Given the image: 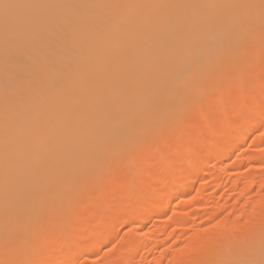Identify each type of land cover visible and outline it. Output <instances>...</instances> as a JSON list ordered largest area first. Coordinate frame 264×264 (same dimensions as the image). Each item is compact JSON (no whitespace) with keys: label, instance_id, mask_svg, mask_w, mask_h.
Returning a JSON list of instances; mask_svg holds the SVG:
<instances>
[{"label":"bare ground","instance_id":"obj_1","mask_svg":"<svg viewBox=\"0 0 264 264\" xmlns=\"http://www.w3.org/2000/svg\"><path fill=\"white\" fill-rule=\"evenodd\" d=\"M263 69L264 12L260 0H0V258L5 253L10 258V252L18 255L19 249L26 248L39 264H66L64 254L70 253L64 252L69 245L73 249L77 243L90 250L95 245L88 242L93 229L86 237L83 235L81 242L72 240L68 244L71 235L61 237L60 243L67 245L59 250L57 244L56 253L40 249L54 239L65 219L71 231H80L70 221L86 218L89 212L75 211L79 207L77 201L73 202L77 205L75 208L72 205V211L69 202L81 194L82 197L84 191H88V197L97 187L105 190V185H112L107 180L115 182L117 176L124 178V185L114 189L111 206L121 205L124 212H118L130 217L128 227L132 234L143 227L142 222L152 213L164 215L174 201L176 207L180 205L186 197L187 183H191L196 173L195 162L186 156L215 151V160L219 161L231 152L235 139L241 141L242 132L238 135V131L247 134L260 120L250 118L251 109L246 107L244 95L238 97V111L226 108L223 96H218L214 103L217 107L224 104L223 124L229 122L233 128L229 129L228 124L227 130H234L227 135L226 126L217 122L223 129L212 127V131L221 139L212 142L208 139L205 143L203 135L211 131L208 121L209 124L215 119L222 121L216 118L218 112L215 113L211 94L222 85L229 84L230 88L233 81L242 87ZM206 108L213 112L209 115ZM204 109L209 119L206 115L208 120L203 126L198 121L203 120ZM197 123L206 127L203 129L207 133L199 129V133L195 130L197 134H190L193 141L190 139L186 156L185 151L170 154L169 163H182L187 158L180 170L173 173L165 170L156 153L146 162L144 155L149 144H154V148L162 142L166 149L171 143L165 141L170 134L182 135V131L192 126L197 129ZM186 142L183 140L182 146ZM134 153L137 159L133 161V169L145 163L150 180L169 183L162 189L157 186L158 191L152 188L153 192L141 191L140 184L146 175L133 179V170L127 176L118 168L113 172L115 160L122 167ZM263 158L254 157V163L264 173ZM251 178L238 173L233 178V187L243 181L249 189ZM129 193L143 195L146 200L134 202L133 207L131 203L127 205L124 200ZM84 197L86 194L80 198L82 203ZM90 199L86 202L92 203ZM254 206L252 211L241 207L235 212L244 213L246 218L247 212L255 214L257 208H263ZM178 210L171 213L177 219L171 220L178 221L183 227L180 229L185 230L184 214L179 216ZM261 212V219L253 224L233 222L220 228L211 225L204 233L197 228L183 242L184 249L189 247L186 262L183 258L186 253L180 252L182 248L178 253H164L163 257L167 256V261L174 264H224L248 258L249 254L258 259L264 239V210ZM102 232V240L113 233L111 229ZM229 234L231 237H227ZM127 243L131 250L138 246L136 237ZM126 252L117 254L115 260L121 264L129 259L132 251ZM23 254L20 255L25 257L23 263L29 264L27 254ZM58 255L62 259L58 260ZM161 259L162 256L155 259L156 263L161 264ZM109 261L113 262V258Z\"/></svg>","mask_w":264,"mask_h":264},{"label":"rangeland","instance_id":"obj_2","mask_svg":"<svg viewBox=\"0 0 264 264\" xmlns=\"http://www.w3.org/2000/svg\"><path fill=\"white\" fill-rule=\"evenodd\" d=\"M261 73H259L258 76L255 75L256 76L255 78H254V76H251L252 75L251 74L250 75L251 76L250 78H251V81L252 82L250 80H249L250 83H248L246 81L245 83H248V84L242 85V87L240 85L238 86L237 81H233L235 84L236 83L237 84L235 85L233 82H231L233 85L230 84V88H229V84L226 83L227 85H225V86L224 85L219 86V90L217 92H215L216 95H213L214 92L211 94L212 95L211 96V99H212L211 102H213V106L216 107V108H214L215 113L216 112L221 113L219 110L220 109H223V110H221L222 111V113H221L222 115L221 114H218V113H217L218 115L216 114V118L218 116V118H220V120H222V121H218L219 119L218 120L215 119V122L214 121H211L210 124H209V121H208V125L209 126L211 125V128H210L211 131L214 130V129L215 130H218V131H220V129H223V128H221V124H223V119L221 117H223V114H224L223 112H224V109L225 108H224V106L222 107V105H224V104H222V105L220 104L221 108H220L219 104H218V107H217V105H215V103H214L215 101L214 100H216L218 96H220V97L223 96L222 99L224 100V102L227 103V104L225 103V106H227L226 108H228V109L230 108L229 110H231L232 108L233 109L235 108L234 110L232 109L231 111H236V109L238 111L240 109L239 102H238V97H242L244 95L242 97V99L243 98L246 99L244 102L247 103L246 107L248 106V108H249V109L248 108L247 109L248 110L251 109V111H254L255 114L258 113L255 116V115H251V114H254V113H252L251 111H249L250 112V118L251 119L253 118L252 120H255L256 119V121L258 119L261 120V121L260 120L257 121L258 122L257 127L252 128L247 133L248 135L246 133L244 134L243 131H241V130L238 131V133H237L238 135L241 134L240 132H242V135H239L240 137H242L241 138V141H238L237 139H235L233 141V144L234 145L232 144L233 147H232L231 152L228 155L226 154L227 156L226 155L223 156V158L219 160L221 162H219L218 160H215V153H216L215 151H214V153H213V151H211L208 155H203V156L198 153L199 155H194V156H192L193 158L192 157L189 158L188 156L185 155L188 152L186 150H188L189 147H190V145H191L190 143H192L190 141V139L192 138V136H190V134L191 135H194L192 133H195V130L196 131L198 130V133H199V129H201L200 130L201 132L203 131V132H206L207 133L208 130L203 129V128H206V127H202V126H200L201 124L198 125V123L201 122L203 126H204V124L207 123L206 120L209 119V115L213 112V111L211 112V110H210L211 107L210 106H209L210 108H206L207 109L206 111L209 113V115H208V113L205 112V109H204V112L201 113V115L203 114L204 117L202 116L203 117V120L201 118L198 121L196 127H198V126L199 127L197 129L192 126V127L189 128V130L182 131L183 132L182 135L181 134H175L174 133V134H170V136L167 137V139L165 140L167 142V144H168V142L170 143V141H171V143L168 144L169 146L166 148L167 150L166 149H163L164 147H162V145H161L162 142L159 143V144H155L154 148L152 147V145H154V144H149V150L147 149L148 150V153L144 155V157L147 160L146 162H148V159L149 158L151 159V155L152 154L156 153L157 156L159 154L160 160H159L158 157H157L158 159L157 158H155V159L159 160L162 163L163 168L165 170L168 169L167 170L168 172L173 173L174 171L176 172V171L180 170V168H182V166H184V161L187 158L189 160H192V162H195L193 164H196L194 166L195 167V170H196V173L194 174L195 176H194L193 180L191 181V183H190V181H189L190 184L187 183L189 186H188V188H186L187 189L186 194H185L186 197L183 198V200H182V203L184 205H182V203H181L180 204L181 206L178 205L176 207V201H174L173 203H171L169 205V207L167 209V212H165L164 215L162 214V215L159 216V215L156 214V212L152 213L153 215L151 214V216L148 219H146V220H144L142 222L143 227L140 230L138 229L135 234L134 233L132 234L129 231V227H128V223H129L130 217L128 215H126V214H120L119 213V212H124V209H121L122 208L121 205H119V206L118 205L111 206L112 205V202H113L112 201V199H113L112 197H114V195H113L114 194V189L117 188L118 186L120 187V186H123L124 185V183L122 182V181H124V178L122 180L121 178H118V176H117L116 177L117 179L114 177L115 180H113V179H111L112 175L110 173V176L111 177H109V178L111 180L115 181L116 183L115 182H112V181H111L112 182L111 183L110 180H107L108 183L112 184L111 186L109 184H108V186L105 185V187H106L105 190H101L100 188L97 187L96 189H94L95 190L94 193L89 192V194L91 193V195H88V197H87L88 191L82 192V193H84L83 196L86 194V197H84L83 203L81 202L82 200L80 199V198H83V196L81 197L82 194L81 195L79 194L80 197L79 196L78 197L76 196V198H73V199H75V201L72 199L73 200L72 203L69 202V206H71V208L74 206L73 205V202L74 203L76 201L79 202V203H77L79 207H76L75 208V206L77 204H75V206H74L75 211L86 212V213L87 212H89V213L91 212L90 214L87 213V215H85L86 218H84V216L83 217L81 216L80 219L79 218H77V219L75 218L76 221L75 220H73V221L71 220L70 221L73 224V226L75 225L76 228L78 230H80V231H77V232L75 230L71 231L72 229H70V226H68L69 224H67L69 221L67 220L68 221L67 222L66 219H65L64 221H62L63 225H61L62 224L61 222L59 224V225H61L60 226L61 227L60 229L62 230V228L64 226L65 230L63 229L61 231L58 228L59 231L56 230L58 232H56V235H55L54 239L48 240V242L45 243L47 245H45V246L43 245L45 248L43 249V247H41L40 250H42L43 252L49 250L50 252H53L54 251V253H56L55 251H57V249L59 247H61V248H59V250L60 249L63 250V249H65V245H67V243H65L63 245L60 243L61 237H66V236H68L70 234L71 236H69V237H71L72 239L69 240V243L68 244H72L70 242L72 240H74L76 242H78V241L81 242L84 239L83 237L84 236L86 237L87 232L89 230L93 229V230H91L92 231L91 232V234H92L91 236L92 237H90V240L88 242H95V245L93 247H90V250H89V248L88 249H85L82 245H80V246H79V244L77 245V243L73 245L74 247L72 246L73 249H71V245H69L65 249L67 251L64 252V253H70L69 255L66 254L67 256L64 254V256L66 257V264H68V263L69 264H120V260H117V259L115 260V258L118 256L117 254H120L121 252H123L122 254H124L127 250L128 251L126 253H129L130 251H132V253L131 252L129 253V255H130L129 259L130 260L129 259L123 260L124 262L121 261V264H157L156 263V260H158L159 257H161V256H162V259H161L162 262L160 261L161 264H167V263L168 264H174V263H169V261H167L168 260L167 259L168 257L166 255L173 254L174 252L175 253H178L179 250L182 248L180 250V252H185L186 253V255H184V257H183L184 258V262L188 261V259H189V255H188L189 254V249L188 248L189 247L186 248V249H184L182 247V246H184L183 242L185 241L184 240L185 238L189 237L190 235L191 236L194 235L196 233V231H198V229L200 230L198 232L204 233L206 231L205 229H207L208 226L211 227V225L214 226V227L220 228L224 224H229V223H232L233 224V222L235 223V225H238V224L239 225H245V224L248 225V223L249 224H253L255 222H258L261 219V215H262V212L261 211H262V209L264 210V184H262V182H261V180L263 179L262 177H264V176H262V174H261L262 177L260 176V173H263V171H262L261 167H259L256 163H254L255 162L254 161L255 160L254 157H257V156H261V157L263 156L264 157V135H262V134H264V88L262 86V82H264V80H263L264 69H263V71H261ZM253 79H256V80H253ZM254 81L257 82V83H255ZM221 87H222V89H221ZM244 87H245V89H244ZM241 89H244V90H241ZM259 90H261V91H259ZM240 95H242V96H240ZM220 101H221V99H220ZM228 101H229V103H228ZM211 102H210V104L212 105ZM216 102H218V101H216ZM237 103H238V105H237ZM228 105H230V106H228ZM253 107H255V108H253ZM206 115H207L208 119H207V117H205ZM217 122L218 123L220 122L221 124H217ZM228 124H229V122H228ZM228 124H223L222 126L225 127ZM208 125H206V126L209 127ZM230 125L231 124L228 125L229 126V129H232L233 126H230ZM232 125H233V123H232ZM228 126H226L224 128L226 130V134L227 135H229L227 132L230 133V132H232L234 130L233 129L232 131L231 130L228 131L227 130V127ZM212 127H214V129H212ZM211 131H208L209 133L207 135L204 133L203 140H204L205 143L209 142V141H207L208 139L211 142L212 141H216V140L218 141L219 139H221V137H219L220 135L215 133L216 131H212L216 135L215 134L213 135V133H210ZM184 133L186 134V136H185ZM195 134H197V133H195ZM261 136H263V138ZM170 137H171V139H170ZM176 139H178V140H176ZM183 140H184V142L187 141L188 144L186 142L187 149H183L182 150V148H184L186 146V145L185 146H182L183 145ZM191 140L193 141V139H191ZM178 141L180 143H182V144H180V143L178 144L177 143ZM146 146H145V148L148 147V146L147 147ZM152 148H153V150H152ZM178 149L180 150V152H179ZM147 150H146V152H147ZM144 151H145V149H144ZM182 151H185L184 155L187 157V158H185V160L181 161L182 163H180V162L179 163L178 162H176V163L175 162L174 163H169L168 162V160H169V158L171 157L172 154L173 155H178ZM135 153L133 155L129 156L130 158H128L129 160L127 161V163L123 165L124 167L123 166L120 167L121 165L118 166L119 164L115 160L114 165L112 166V168L114 167L113 172L118 168L119 170L121 169V171L125 173V176H127L126 174H128L129 171L131 173V171L133 170L132 171V174H131L132 177H133V179H137L140 176L143 177V176L146 175L145 177L142 178V181L143 182H141V184H140V190L141 191L143 189H144V191L147 190V192H151L152 190L158 191L159 188L157 186H159L161 189H162L163 186L165 187L166 183L168 184L169 182H167L165 180H161V179H156L157 181L156 180L154 181L152 179L151 180L149 179L150 178L149 177V174H146L147 172H145V170L148 169V168L146 169L145 163H144V165H142V163H141V165H140L141 167L138 166V168L136 167V168L133 169V161H134V159L135 160L137 159V157H136L137 154L135 155ZM132 158H133V160H132ZM165 160L168 163H166ZM238 163H242V165L240 166V168H236L235 167V165H237ZM169 164H172V166L170 167ZM147 167H149V165H147ZM174 167H176V168H174ZM142 168L143 169L145 168V169L143 170ZM110 170L112 172V169L111 168H110ZM135 170H136V172H135ZM148 172H149V170H148ZM116 173H118V171ZM238 173H239V175L249 176L250 178L252 177L251 180L253 179L252 181L253 182L255 181L254 183L252 182V185H251V187L249 186V189H247L248 187L245 185V183L243 181H241L237 185V187H233V178L236 175H238ZM233 174H236V175H233ZM113 175L115 176V174H113ZM254 176H255V178H254ZM147 180H149V181L147 182ZM113 183H115V185ZM122 183H123V185H122ZM150 184H151V186H150ZM113 185H114V187H112ZM142 186H144V188ZM111 187L113 189H111ZM154 187H156L157 189L156 188L154 189ZM150 188H152V190ZM100 190L101 191H105V192L102 194V192ZM97 193H98V196L96 197V194ZM136 195L137 194H135V193H129V197L127 196L125 198L124 202L126 201V204L127 205H131L132 204L131 205L132 207L135 205L134 202H136V201H138V202L140 201V203H144L143 201H145L146 199L143 197V195H140L141 197L140 196L137 197ZM107 196H108V199H107ZM77 198H79V199H77ZM87 198H89V199L90 198H93V200L90 199V201L92 203H90L88 201H87L88 202L87 203L86 200H89ZM98 198H99V202H98ZM101 199H103V200H101ZM258 200H259V202H258ZM80 202L82 203V205H80ZM99 204L103 208L100 207ZM256 204H258V207L260 206V207H263V208L262 209L261 208L260 209L257 208L259 211L257 213H255V214L253 212L252 213L251 212H247L246 218H245L244 213H242V212H235V210H239V209H242V208L243 209L246 208L247 211H250V210L252 211L253 208L255 207L254 205H256ZM248 205H249V208H248ZM74 208H72V211H73ZM176 208L179 209L178 210V213H179L178 215L179 216H180V214H184L183 219H185L184 220V223H186V225L184 224V226H185V228H187L185 230L180 229V228H183V227H181V226L178 225V223H177L178 221L177 222L176 221H173V220H176L177 219V218L176 219L174 218L175 217L174 216L175 214L172 215L173 212L175 210H177ZM65 212H67V211H65ZM186 212H187V214H186ZM98 213H99V215H98ZM114 213H115V215H114ZM214 213H216L215 214L216 216L213 215ZM258 213H260V214H258ZM240 214H243L244 216H241ZM116 215L119 216V219H118L119 221L116 220ZM92 216H93V218H92ZM98 216H99V218H98ZM171 216H172V218H171ZM181 216H183V215H181ZM247 216L250 217V218H252V220L250 218H248ZM82 218H84V219H82ZM171 219H173V220H171ZM105 221H106V223H104ZM204 221H208V222L207 223L206 222L204 223ZM245 221H246V223H245ZM248 221H250V222H248ZM112 222L115 225V227L112 226L113 225ZM104 224H105V227H104ZM109 224H111L112 227H109L110 226ZM193 225H194V227H193ZM108 229H111V231L113 232L112 233V236L109 237L110 239L108 238L106 240H104V239L102 240V237H101L102 234H103L102 231L105 232ZM201 229H204V230L202 231ZM66 230H67V232H66ZM95 231H96V233H95ZM183 231H184V233H183ZM71 232H74V233H71ZM72 234L73 235L75 234V235L73 236ZM132 237H136L137 238V242H138V244H137L138 246L135 247L136 249H133L134 251L129 248L130 245H129V243H127L128 240L130 241ZM227 237H231V234H229ZM76 238H79V239L77 240ZM91 238H92V241H91ZM74 241H73V243H74ZM149 241H150V243H149ZM52 242H54V243H52ZM57 244H59L60 246L58 247ZM88 245H90V243H88ZM126 246H128V247H126ZM150 246H152V247L150 248ZM11 247H13V246H10V248ZM10 248H9V250H10ZM175 249L177 250V252H176ZM9 250H8L7 253H9ZM11 251H12V248H11ZM19 251H20L21 254L18 253V255L10 252L12 254V255L10 254L11 257L13 256L12 258L16 262H14L13 260H11V257L10 258L7 257L8 255L5 253L1 257L2 259L0 258V264H9V263L16 264L17 262H18V264H20V263L21 264H24L23 262H24L25 257H22L21 258L22 253H25V254H23V256H26V254H27V257L26 258H27V260L29 258V261H30L29 264H39V260L36 257H34L36 259L33 261L34 258L32 256V253H29L28 250H25L23 252L22 249H19ZM71 252L73 254L74 253L75 254L73 255ZM244 252L245 253H243V256L246 255V251H244ZM113 253H115V254H113ZM164 253L166 254L165 255L166 256L165 258L163 257L164 256ZM29 256H32V257H29ZM58 256H57V259L58 260L60 258L62 259L61 256H59V257ZM68 257L70 258V260H68L69 259ZM4 258H6V259H4ZM112 258H113V262L112 261H109ZM117 261H119V262H117ZM26 264H27V261H26Z\"/></svg>","mask_w":264,"mask_h":264},{"label":"snow or ice","instance_id":"obj_3","mask_svg":"<svg viewBox=\"0 0 264 264\" xmlns=\"http://www.w3.org/2000/svg\"><path fill=\"white\" fill-rule=\"evenodd\" d=\"M260 6L262 12H264V0H260ZM224 264H264V239H262L261 241L258 259L255 258L254 254H249L248 258H240V259L225 261Z\"/></svg>","mask_w":264,"mask_h":264}]
</instances>
